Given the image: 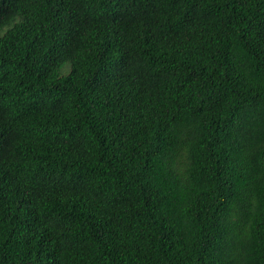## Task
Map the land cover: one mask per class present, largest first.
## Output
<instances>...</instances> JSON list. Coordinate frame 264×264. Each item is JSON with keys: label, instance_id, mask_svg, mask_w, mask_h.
<instances>
[{"label": "trees", "instance_id": "trees-1", "mask_svg": "<svg viewBox=\"0 0 264 264\" xmlns=\"http://www.w3.org/2000/svg\"><path fill=\"white\" fill-rule=\"evenodd\" d=\"M0 264H264V0H0Z\"/></svg>", "mask_w": 264, "mask_h": 264}]
</instances>
